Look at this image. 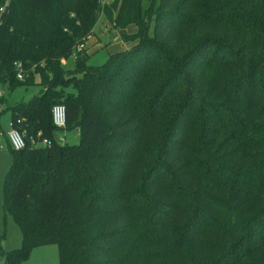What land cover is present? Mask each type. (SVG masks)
I'll use <instances>...</instances> for the list:
<instances>
[{
	"label": "trees",
	"instance_id": "trees-1",
	"mask_svg": "<svg viewBox=\"0 0 264 264\" xmlns=\"http://www.w3.org/2000/svg\"><path fill=\"white\" fill-rule=\"evenodd\" d=\"M104 14L137 44L69 70L99 0H12L2 17V84L43 87L12 120L52 141L8 146L4 211L22 243L6 264L49 245L59 264H264V0H115ZM18 61L34 68L24 82Z\"/></svg>",
	"mask_w": 264,
	"mask_h": 264
},
{
	"label": "rangeland",
	"instance_id": "rangeland-1",
	"mask_svg": "<svg viewBox=\"0 0 264 264\" xmlns=\"http://www.w3.org/2000/svg\"><path fill=\"white\" fill-rule=\"evenodd\" d=\"M126 31L129 37H134L137 34V28L134 24L129 25ZM92 38L93 39H87L88 42L84 55L88 56L87 64L93 69L104 67L108 60L115 54L131 50L137 44L136 40L123 41L116 30L109 29L104 18L99 19L98 24L94 28V35ZM75 62L74 59H71L66 66L68 67L67 69L69 70L75 67ZM78 76L82 77L80 75ZM1 89L6 92V102L4 111L1 115V125L5 132H9V124L12 120L11 110L9 109L10 106L16 103H27L31 98L39 94L43 90V87H20L11 90L9 84H2ZM60 133L61 136L66 138L65 142L62 143L63 145H76L79 143V136L76 135L75 132ZM11 165L12 154L9 150L5 149L3 152H0V264H6L5 255L19 249L22 243V234L19 226L16 224L13 217L4 211V186ZM21 264H59L58 247L49 245L34 248L29 252L28 257L22 261Z\"/></svg>",
	"mask_w": 264,
	"mask_h": 264
},
{
	"label": "built area",
	"instance_id": "built-area-1",
	"mask_svg": "<svg viewBox=\"0 0 264 264\" xmlns=\"http://www.w3.org/2000/svg\"><path fill=\"white\" fill-rule=\"evenodd\" d=\"M115 0H99V5L101 8V18L105 16L104 10L110 7ZM12 0H0V23L2 21L3 15L7 12L11 5ZM92 37V36H91ZM88 37L87 39H91ZM84 40L83 42L77 43L71 54V59L77 61L79 58L83 57L86 51V44L88 40ZM67 63H65L66 65ZM14 71L16 73V78L19 81H26V79L30 76L32 72H34V68L26 69L25 64L21 61L14 63ZM1 78H0V152H3L6 148L11 147L14 151H21L26 147H30L32 149H40L47 146H50L52 141L43 137L41 132H38L36 135L27 136L26 132L21 129V121L20 120H11L9 124L10 131L5 132L2 129L1 125V115L4 111L5 107V91L1 89ZM53 123L54 125L62 129L66 125V109L64 105H57L53 108ZM60 142L64 143L65 138L61 137Z\"/></svg>",
	"mask_w": 264,
	"mask_h": 264
},
{
	"label": "crops",
	"instance_id": "crops-1",
	"mask_svg": "<svg viewBox=\"0 0 264 264\" xmlns=\"http://www.w3.org/2000/svg\"><path fill=\"white\" fill-rule=\"evenodd\" d=\"M104 19H105V17H103ZM105 22L108 24V26H109V29L111 28L112 29V27L110 26V24L107 22V20L105 19ZM104 30L106 31V29H105V27H104ZM112 32V31H111ZM118 33V32H117ZM93 37V36H92ZM91 37V39H93ZM66 65H68V63L66 64ZM64 133V132H63ZM76 133V135H78V133L77 132H75ZM55 136H56V139L55 140H57V142L59 143V144H62L61 142H60V138L61 137H64V136H61V133L60 132H58V133H55ZM79 136V135H78ZM65 138V137H64ZM66 139V138H65ZM7 150H8V148H6Z\"/></svg>",
	"mask_w": 264,
	"mask_h": 264
}]
</instances>
